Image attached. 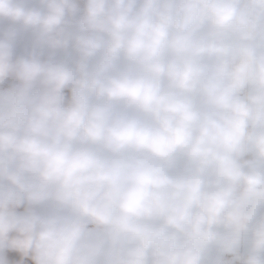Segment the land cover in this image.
Instances as JSON below:
<instances>
[{
  "label": "clouds",
  "instance_id": "1",
  "mask_svg": "<svg viewBox=\"0 0 264 264\" xmlns=\"http://www.w3.org/2000/svg\"><path fill=\"white\" fill-rule=\"evenodd\" d=\"M0 264H264V0H0Z\"/></svg>",
  "mask_w": 264,
  "mask_h": 264
}]
</instances>
